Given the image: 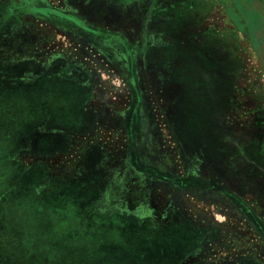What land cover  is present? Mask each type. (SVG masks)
I'll return each mask as SVG.
<instances>
[{"label":"rangeland","instance_id":"1","mask_svg":"<svg viewBox=\"0 0 264 264\" xmlns=\"http://www.w3.org/2000/svg\"><path fill=\"white\" fill-rule=\"evenodd\" d=\"M129 1L21 0L22 12L26 15L21 18V25L4 27L5 40L3 43L0 41V52H3L5 62L21 61L27 68H31L29 77L34 74L37 77L43 76L46 73L49 76L46 75L45 78L53 83H61L62 87L63 58L66 52L68 69L73 74L66 76L68 83L77 77L84 89L97 84L100 90L104 86L107 88L118 84L121 78L111 71L114 68L121 69L126 51L142 55L141 63H137L138 68L148 65L152 71L151 75L137 76L138 82L141 81L143 96L139 106L143 114L141 120L137 123L120 121L103 104L97 109L84 108V115L78 120L76 127L83 132L91 128L105 142H101L103 153L92 165L90 154L97 147L87 144V139L82 147L77 146L74 139L63 143L61 137L58 146L51 140L55 133H63V91L51 93L50 106L34 107L31 103L33 99H48L50 95L47 94L50 92L44 91V96L33 97L31 90L24 92L27 89L21 91L15 88L0 92V136L10 135L14 130L24 127L44 130L50 140L46 141L44 138L38 143L37 150L44 152L46 156L59 146L62 151L65 150L66 154L61 161L55 162H58V169L46 173H50L56 182L78 180L77 185L61 188L68 202L65 210L72 214L75 224L80 225L83 221L90 220L107 221L109 217L111 220L116 217L118 221L127 212V221H138L142 213V216L149 218V224L164 226L168 223L164 224L166 219L162 220L163 215L158 218V214H164L169 209L176 211L177 207H181L175 213L179 222H174L173 225L188 226V229H180L175 237L186 245L189 264H264V141L260 139L263 134L258 132V122L253 123L251 119V113L255 111L251 105H256L255 91L246 92L241 101L238 100V109L218 108L221 98L227 97L229 102L227 92L183 90L184 85L178 81V75L175 76V82L166 68H162L161 75L157 74L155 60L149 58V46L146 42L139 41L138 27L127 23L129 13L127 15L125 5ZM261 15L264 17V10ZM15 17L16 15L12 17L13 20ZM63 17L77 18L83 22L79 23L83 28H76V25L69 22L63 27L66 24L63 23ZM24 19H27L26 25H22L26 22ZM103 20H108L105 24L109 25L108 30L112 35L110 39H104L91 31L93 28L101 30ZM125 25L132 27L125 31L126 34L132 32L131 37L124 34ZM257 31L255 34L261 37L260 61L253 55L250 62L257 74L254 84L264 91V26ZM75 39L80 41V45L75 43ZM75 46L83 57H71L69 51L74 50ZM98 51H101V55ZM166 54L168 57L172 56L170 51ZM130 62L126 61L125 68L128 72L131 69ZM175 62L178 64L176 68L182 71L181 74L192 71L196 64L195 59L179 58ZM98 65L106 66L109 74L96 76ZM79 67L85 72L83 78L76 73ZM23 85L27 88L26 84ZM251 92L254 94L251 95ZM81 96L86 104L90 92L84 90ZM67 112H71L70 107ZM229 112L234 115L226 119L228 123L220 121L219 117ZM48 114L50 122L44 125L43 116ZM154 114L157 115L158 122L150 121L149 115ZM94 117L100 119L99 123L93 122ZM139 131L143 133L142 136L138 134ZM158 131H162L167 138L160 139ZM111 132L116 133L114 141L111 140ZM136 136L139 137L138 140ZM237 136L240 138L238 141ZM108 141L110 142L107 143ZM129 143L132 146L130 149ZM162 143L166 152H170L168 159L171 161L168 160L166 167L168 172L150 171L145 168L149 166L145 162V151L153 149L149 160L150 163H155V144ZM70 147H73L72 150ZM2 148L0 145V149ZM133 149L140 152L139 165L130 163L131 153L135 152ZM237 151L244 153L242 158L234 161ZM1 157L3 156L0 154ZM81 162L86 163V168L75 169L74 165H80ZM10 163L6 159L3 162L0 160V264H55L60 256L59 262H62L60 252L63 251V224L59 221V215L40 205L38 197L33 194L32 189H28L30 186L21 185L4 193L9 186L4 181L8 182L16 174ZM188 166L195 167L192 174H200L201 177L206 176L218 182H222L223 178L227 179L230 188H237L241 192L244 203L237 204L227 200L221 195L220 187L216 191L201 187L200 195L189 201L188 197L183 198L185 194L180 188L169 187L166 182L157 179V174H167L169 179L179 180V177H184L179 173H186L185 168ZM144 184L146 187L143 193H137L142 189L138 185ZM57 189L59 191V187ZM156 193L163 198L152 199ZM142 194L146 197L143 201L140 200ZM47 203L53 209V202ZM47 203L44 205L47 206ZM108 210H113L112 217Z\"/></svg>","mask_w":264,"mask_h":264},{"label":"crops","instance_id":"2","mask_svg":"<svg viewBox=\"0 0 264 264\" xmlns=\"http://www.w3.org/2000/svg\"><path fill=\"white\" fill-rule=\"evenodd\" d=\"M126 4L125 10L127 15L129 13L127 23L136 24L138 27L137 30L140 31L139 41L146 42L149 46V58L155 60L154 67L157 74L161 75L162 68H166L169 71L168 75H172L175 82L178 75V81H181L184 85L183 90L227 92L229 102L227 97L225 99L221 98V101L217 104L218 108L231 107L232 110L234 108L238 109L240 103L238 100L241 101L246 92L255 91L256 105H251L252 110L255 111H252V113L251 111L247 112L251 113L253 123L258 122V132L263 134L260 139L264 141V91H261L260 86L254 84L257 74L250 62L253 55L255 59L260 61L259 44L261 37L255 32H258V28L264 26V17L261 15V11L264 10V0H130ZM14 15H16L15 20L12 18ZM25 15L22 12L20 0H0V41L2 43L5 40L4 27L12 28L21 25L20 20ZM24 20L26 21L24 23L27 24V19ZM68 22L81 28L78 22L82 21L76 18L63 17V23L67 24ZM131 29L132 27L125 25L124 34L127 33L125 31ZM132 34L130 32L126 36L131 37ZM104 35L106 38L112 37L109 33H104ZM167 51L172 53L171 57L167 56ZM64 54L62 87L61 83H53L45 78L44 76H49L46 73L43 76L37 77L34 74V76L29 77L32 71L31 68H27L21 61L5 62L1 51L0 92L3 93L5 90H14L15 88L21 91L27 89L24 92L31 90L33 97H42L45 94L44 91H49L50 93L47 96L50 95V98L33 99L31 102L34 107H47L50 106L51 93L56 94L63 91L65 123L63 124V133H55L51 140L54 141V145L58 146L61 143V137H63V143L65 140L74 139L77 141L75 142L77 146L82 147L85 139H87V144H94L97 147L90 154V162L93 165V161L103 153L101 147L103 137L101 138L100 135L90 130L91 128L83 132L76 127L78 120L84 115V108L95 107L94 109H97L103 104L118 113L113 116L114 118L118 117L120 121L129 123L139 122L141 116L143 117L142 110H139L143 96L141 81L138 82L137 76L139 74L142 76L143 74L144 76L151 75L152 70L148 65L139 69L137 63L139 61L141 63L143 56L126 51L124 58L126 61L132 62H130L131 73L114 69L115 71H111V73L122 79L117 85L114 84V87L109 86L107 88L104 86L100 90L97 84H92V86L84 89L81 80L77 77L71 83H68L66 76H73V74L68 69L66 52ZM179 58L183 60L195 59L196 64L192 71L181 74L182 71L176 68L178 64L175 62ZM105 67L98 65L96 76H98L97 74H109V70ZM76 71L77 74H80L79 77L83 78V73H85L83 68ZM16 81L18 82L14 83ZM23 84H26L27 88ZM157 86H155L156 89ZM84 90L90 92L86 104L81 96ZM253 94L251 92V95ZM69 107L71 112H67ZM233 115L231 112L225 113L219 119L221 118L220 121L228 123L226 119ZM149 116L150 121L158 122L159 119L156 118V114ZM50 119L49 114L45 115L42 123L45 125V123L50 122ZM99 121L100 119L93 118L94 123H99ZM248 130L250 129L248 128ZM14 131L10 135L0 136V145L3 147L0 149V154L3 156L0 160L3 162L6 159L11 162L12 169L16 171L13 179H8V182L4 181L5 185H9L4 193L21 185L30 186L28 189H32L33 194L38 197L39 204L46 207L47 210H52L53 214L59 215V221L63 224V251L60 252L63 261L59 262L60 256L55 260V264H189L188 251L185 250L186 245L175 237L180 229H188V226L176 227L173 225L174 222H179L176 220L175 212H164L163 217L166 219L164 224L168 223L164 226L149 224V218L142 216V213L138 221H127L125 218L127 212H124L125 215L122 216L123 218H119L118 221H116V217L113 218L114 221L109 217L107 221H83L80 225L73 223L72 214L65 210L68 202H66V196L61 192V188L64 189L68 185H77L78 180L56 182L55 179L51 178L50 173H46L58 169V162H55L57 160L61 161V158L66 154L65 150L62 151L59 146L53 148L52 153L48 152V156H46L44 152L36 149L38 143L43 141L44 138L46 141L50 140L46 131L30 130L29 127ZM110 134L111 140L114 141L116 133L111 132ZM138 134L143 135L141 131ZM158 135L162 139L167 138L162 131H159ZM97 137L99 138L96 142ZM129 139H131V135ZM136 139L138 140L139 137L136 136ZM239 139L237 136V141ZM125 145L127 144L125 143ZM155 147L157 149L156 162L150 163L149 157H151L153 149H147L145 151V162L149 166L145 168L150 171L168 172L166 167L168 166V154L170 152H166L162 144H155ZM130 148H132L131 143H129ZM77 149L78 147L75 148V150ZM133 151H135L132 152L133 162L137 165L141 164L140 159H138L140 152L134 149ZM243 153L237 151L234 161L240 158ZM141 161L144 162V160ZM83 163L81 162L80 165L75 164L74 168L77 170L86 168L84 167L86 163ZM178 165L180 166V162H178ZM8 168L10 169V167ZM194 169V166L186 167V173H179L180 176H184L183 178L179 177V180L169 179L167 174H157V179L166 182L169 187L180 188L185 194L183 198L188 197L189 201L200 195L199 188L201 187L215 189V191L218 189L217 187H220L222 188L220 189L221 195L227 200L234 201L237 204L238 202L244 203L241 192L237 188L235 190L230 188L231 186L227 185V179L223 178L222 182H218L217 180L208 179L206 176L201 177L200 174H192V172H195ZM36 175H39V177L36 178ZM34 176L35 178H31ZM138 186L142 189L137 193H143L146 184ZM160 191L158 190V192ZM162 198L163 196L159 193L152 196V199L161 200ZM144 199L146 197L142 194L140 200L143 201ZM49 201L53 202V209L50 203H47ZM44 203H47V206ZM180 209L181 207H177V210ZM112 211L108 210L111 217ZM114 214L116 215V213ZM162 215L158 214V218H161ZM186 222H189L188 219H186ZM238 264H249V262Z\"/></svg>","mask_w":264,"mask_h":264},{"label":"flooded vegetation","instance_id":"3","mask_svg":"<svg viewBox=\"0 0 264 264\" xmlns=\"http://www.w3.org/2000/svg\"><path fill=\"white\" fill-rule=\"evenodd\" d=\"M21 1V0H20ZM28 2H30V0H28ZM21 3V2H20ZM22 5V4H21ZM23 6H21V8H22ZM77 19V18H76ZM21 21V20H20ZM108 21V20H107ZM106 20H103V22H102V24H101V26H102V31L99 29V28H93V30H91V31H93L94 33H98L99 35H101L104 39H110V37L108 38H106L105 37V35H104V33H109V35H111L110 33H111V31H109L108 30V28H109V25H107V24H105L106 22H107ZM78 23H80V22H78ZM25 23H23L22 25H24ZM26 25V24H25ZM64 25H67V24H64ZM64 25H63V27H64ZM80 25V24H79ZM76 28H80V27H76ZM81 28H83L82 27V25H81ZM96 29H98V30H96ZM65 32H67V31H65ZM76 36H78L77 34H76V32H73ZM75 41V43L77 44V45H80V41H78L77 39H75L74 40ZM77 46H75L74 47V50H70L69 51V53L70 54H72L73 56L75 55L76 57H78V56H81V57H83V54H81L80 52H78V48H76ZM76 52V53H75ZM78 52V53H77ZM99 52V55H101V51H98ZM80 57V58H81ZM92 57L94 58V56L92 55ZM111 57V56H110ZM123 58H124V55H123ZM126 59L124 58V60H123V66H121L120 68L121 69H117V68H114V69H116V70H119V71H126ZM113 71H115V70H113ZM128 72V71H127ZM113 112V116H115V114H118V113H116V112H114V111H112ZM157 134H159V131L157 132ZM160 138V137H159ZM160 139H162V138H160ZM162 145H163V143H162ZM164 146V145H163ZM70 150H72V147H70ZM168 160H170V159H168ZM171 161V160H170ZM130 163H134L133 162V160H132V153H131V157H130ZM140 187V186H139ZM138 192V191H137ZM177 209V208H176ZM177 211H179V210H176V211H172V210H166L165 212H177ZM165 214V213H164ZM164 214H163V216H164ZM162 220H164V217L162 218Z\"/></svg>","mask_w":264,"mask_h":264}]
</instances>
